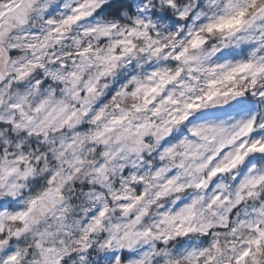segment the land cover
Wrapping results in <instances>:
<instances>
[{
  "label": "clouds",
  "instance_id": "obj_1",
  "mask_svg": "<svg viewBox=\"0 0 264 264\" xmlns=\"http://www.w3.org/2000/svg\"><path fill=\"white\" fill-rule=\"evenodd\" d=\"M0 264H264V0H0Z\"/></svg>",
  "mask_w": 264,
  "mask_h": 264
}]
</instances>
